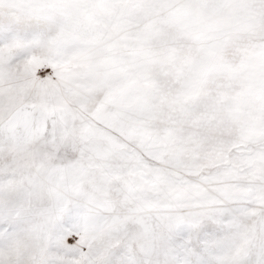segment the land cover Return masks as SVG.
<instances>
[{
    "label": "snow or ice",
    "instance_id": "snow-or-ice-1",
    "mask_svg": "<svg viewBox=\"0 0 264 264\" xmlns=\"http://www.w3.org/2000/svg\"><path fill=\"white\" fill-rule=\"evenodd\" d=\"M0 264H264V0H0Z\"/></svg>",
    "mask_w": 264,
    "mask_h": 264
}]
</instances>
